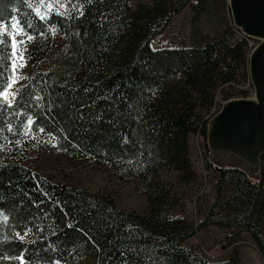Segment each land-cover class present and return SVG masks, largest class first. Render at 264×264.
I'll return each mask as SVG.
<instances>
[{"label": "trees", "instance_id": "trees-1", "mask_svg": "<svg viewBox=\"0 0 264 264\" xmlns=\"http://www.w3.org/2000/svg\"><path fill=\"white\" fill-rule=\"evenodd\" d=\"M222 1L230 14L229 0ZM132 2L63 0L64 8L54 5L41 21L37 0H0L5 23L16 16L26 36L65 42L50 66L18 88L15 106L0 111V213L9 216L0 225V264H19L14 257L21 255L25 264H240L245 235L264 263V157L255 179L215 165L206 144L222 105L253 96L249 60L257 42L230 23L202 46L154 49L153 40L183 10L196 18L206 0H151L136 9ZM25 21L34 27L22 28ZM0 68L5 79L12 75L6 59ZM29 116L34 124L25 135ZM192 136L204 138L209 194L199 195L204 178ZM28 151L112 165L119 181H136L145 208L126 211L108 195L54 183L24 164ZM185 198L196 199L199 221ZM211 227L230 231L225 258L188 245Z\"/></svg>", "mask_w": 264, "mask_h": 264}, {"label": "rangeland", "instance_id": "rangeland-1", "mask_svg": "<svg viewBox=\"0 0 264 264\" xmlns=\"http://www.w3.org/2000/svg\"><path fill=\"white\" fill-rule=\"evenodd\" d=\"M150 1L133 0L132 7L136 9L139 3ZM230 23H232L231 15L222 0H206V9L202 15L199 14L195 18L193 11L186 8L174 19L164 33L153 40L152 47L160 49L202 46L206 42L216 39ZM15 31L23 32L18 24ZM21 38L20 35L16 37L18 41L17 64L24 63L26 66L22 69L18 67L16 75H23L26 78L33 75L38 69L50 66L54 57L61 54L65 47L61 36H54L51 39L39 36L32 41H27V36L24 35L25 43L19 44ZM21 48L26 49L22 61L19 59ZM25 81L26 79L18 81L9 91L16 92V89ZM190 142L195 168L204 178L202 192L199 195L209 194L211 183L204 167V138L192 136ZM24 164L32 167L40 175L51 179L54 183L63 182L108 195L126 211L141 212L145 208L146 199L137 190L136 181L133 179L127 182L119 181L112 165L99 163L93 159L71 160L61 152L34 151L27 152ZM165 175L170 179L174 177L173 173ZM186 198L184 202H187L188 212L195 221H199L196 199L188 203ZM227 234H230L229 230L211 227L200 231L188 242V245L198 248L209 256L225 258L228 251L223 249V244ZM237 251L240 264H264L259 250L247 235H245L243 245L238 246Z\"/></svg>", "mask_w": 264, "mask_h": 264}, {"label": "water", "instance_id": "water-1", "mask_svg": "<svg viewBox=\"0 0 264 264\" xmlns=\"http://www.w3.org/2000/svg\"><path fill=\"white\" fill-rule=\"evenodd\" d=\"M232 24L257 42L249 60L251 98L224 103L210 120L206 144L211 161L259 178L264 157V0H229Z\"/></svg>", "mask_w": 264, "mask_h": 264}, {"label": "snow or ice", "instance_id": "snow-or-ice-1", "mask_svg": "<svg viewBox=\"0 0 264 264\" xmlns=\"http://www.w3.org/2000/svg\"><path fill=\"white\" fill-rule=\"evenodd\" d=\"M28 2V0H26ZM89 3L92 2V0H88ZM54 5L58 6L59 8H64L65 4L63 3V0H52V2H49L45 4V0H37V6L35 8V15L39 18V20L44 21L46 18L49 17V14L53 11ZM29 7H31V3H29ZM46 7L47 12H41V8ZM79 11V10H78ZM65 15L67 13H64ZM80 15L83 16L84 12L80 11ZM5 18L0 17V65L3 64L4 60L6 59L9 62V66L12 70V75L8 76L6 79L4 78V71L3 68H0V111H3L4 107L7 108H13L15 106V99L17 93L20 91V89H16V92H10L9 90L12 89L13 85L17 83L20 80L26 79L23 75H16L17 68H23L26 65L24 63L17 64V51H18V41L16 39L17 35H20L22 38L19 40V44H24L25 40L23 39V36L25 35L24 32L17 33L15 30L17 29V24L19 23V20L16 16H12L7 20L5 23ZM34 25L31 22L25 21L22 24V28L25 29H32ZM43 33H41L42 35ZM7 37L6 40L4 37ZM34 39V36L31 34H27V41H32ZM7 48L8 52L7 54L4 53L3 49ZM24 51H26L25 48H21L19 50V59L22 61L24 57ZM34 99L36 101H41L44 99L42 96H35ZM83 116H81V119ZM96 119H100L99 116L96 117ZM34 124V121L31 116L28 117L27 123L25 125V135H28L32 132V126ZM8 130H12V125H8ZM40 132H44L45 130L41 127L39 128ZM56 146V145H54ZM2 150V149H0ZM9 216L5 215L3 213H0V225L5 224L8 222ZM68 227H73V225L69 224ZM19 235V233H17ZM20 239L23 240L24 237L20 236ZM123 255V252L121 253ZM0 259H6V257H0ZM14 259H17L19 261V264H25L24 257L18 256L14 257ZM28 264H33L32 260L28 261ZM55 264H60V261H55ZM125 264L127 262L125 261Z\"/></svg>", "mask_w": 264, "mask_h": 264}, {"label": "built area", "instance_id": "built-area-1", "mask_svg": "<svg viewBox=\"0 0 264 264\" xmlns=\"http://www.w3.org/2000/svg\"><path fill=\"white\" fill-rule=\"evenodd\" d=\"M250 45L252 46L253 44H252V43H250Z\"/></svg>", "mask_w": 264, "mask_h": 264}]
</instances>
